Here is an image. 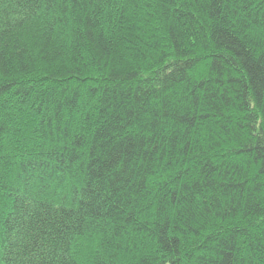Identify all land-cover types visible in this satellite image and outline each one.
<instances>
[{
    "label": "trees",
    "instance_id": "obj_1",
    "mask_svg": "<svg viewBox=\"0 0 264 264\" xmlns=\"http://www.w3.org/2000/svg\"><path fill=\"white\" fill-rule=\"evenodd\" d=\"M0 264H264V0H0Z\"/></svg>",
    "mask_w": 264,
    "mask_h": 264
}]
</instances>
